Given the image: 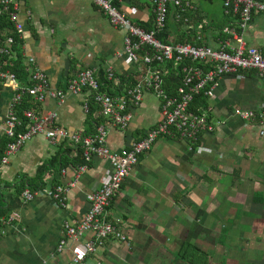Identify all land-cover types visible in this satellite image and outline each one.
Returning <instances> with one entry per match:
<instances>
[{
    "label": "crops",
    "instance_id": "crops-1",
    "mask_svg": "<svg viewBox=\"0 0 264 264\" xmlns=\"http://www.w3.org/2000/svg\"><path fill=\"white\" fill-rule=\"evenodd\" d=\"M19 1L25 28L22 66L27 68L28 59L34 58L53 88L66 90L69 79L87 69L97 77L111 68L117 76H133L135 81L137 64L125 52L126 32L114 27L90 0ZM150 4L129 0L124 7L139 25L150 21ZM211 17L216 24L226 21L224 7L222 17ZM202 39V45L218 48L213 30L205 31ZM244 39L264 51V12L254 15ZM11 97L7 84L0 103V138ZM85 97L47 99L42 114L55 113L60 127L84 133ZM208 104L212 129L201 134L194 151L186 141L163 138L141 157L106 211L129 242L108 240L88 264H191L179 258L185 243L206 253L208 264H264V123L244 121L236 113L264 111V76L255 71L227 75ZM161 118L159 99L147 93L127 131L109 129L108 147L121 151ZM67 146L73 149L68 142L52 144L39 135L7 165H0V264L71 262L72 244L62 252L57 246L65 226L85 217L86 197L108 178L110 164L95 158L79 178L75 167L47 171L38 190L66 188L65 205L42 191L32 201L23 197L27 189L38 191L28 187L29 182ZM53 179L59 184L53 186ZM194 261L204 264L200 255Z\"/></svg>",
    "mask_w": 264,
    "mask_h": 264
},
{
    "label": "built area",
    "instance_id": "built-area-1",
    "mask_svg": "<svg viewBox=\"0 0 264 264\" xmlns=\"http://www.w3.org/2000/svg\"><path fill=\"white\" fill-rule=\"evenodd\" d=\"M90 1L114 27L126 32L125 52L137 64L134 85L119 95L102 92L98 78L91 69L80 71L69 79L66 90H57L50 84L47 74L36 67L34 58L28 59V79L21 80L8 68L17 59V47H20L21 57H24L25 28L20 20L21 3L19 0H0V103L5 85L12 87V97L4 120V136L9 142L1 166L7 165L13 155L39 135L45 136L52 144L70 143L74 154L78 148L84 150L86 164L78 167L77 178L87 171L88 164L95 158L103 159L111 166L108 178L87 195L89 207L85 217L76 224L65 226L57 251L62 252L69 243L72 244L73 258L69 264H88L90 258L110 239L125 244L129 242L119 224L107 218L106 211L122 192L125 181L141 157L150 152L160 139L186 141L190 151H194L201 134L212 129L209 110H203L202 113L190 111L195 95L204 91L209 99L213 98L220 80L227 75L255 71L264 76V51L249 46L244 39L245 30L254 15L264 12V0H222L226 15V23L222 26H218L211 16L207 18L204 15L198 0H150L151 31L133 23L124 7L129 0ZM207 30L216 33L218 48L181 42L184 34L195 41H202L203 33ZM167 32L170 34L163 41L159 36ZM186 62L199 65L182 66ZM178 70L183 76V85L169 91L173 86L168 85V73ZM106 74L116 86L120 85L114 70L110 68ZM147 93L159 99L161 120L141 140L121 151H112L107 145L109 129L127 131L133 111L141 106ZM81 94L86 96L83 103L85 114L89 113L90 100L93 98L101 107L100 113L105 119L90 136L80 131L70 133L60 127L55 113L36 115L32 111H25L24 117L29 120L25 126L17 114L18 107L27 96L42 104L47 99L63 102L68 95ZM236 113L244 121L264 123V111L237 110ZM261 134L264 135V131ZM41 191L65 205V193L68 190L62 186L40 191L27 189L23 197L32 201Z\"/></svg>",
    "mask_w": 264,
    "mask_h": 264
},
{
    "label": "trees",
    "instance_id": "trees-1",
    "mask_svg": "<svg viewBox=\"0 0 264 264\" xmlns=\"http://www.w3.org/2000/svg\"><path fill=\"white\" fill-rule=\"evenodd\" d=\"M150 6H151V4H150ZM225 23H226V21L223 20L222 22H220L218 24V26H222ZM152 25L153 24H152V18H151L147 24H139L138 26H140L141 28H143L146 31H151ZM169 34H170V32H167L166 34L160 35L159 37L163 41H166ZM181 42L182 43H192L195 46H201L202 45V43H200L199 41H195V39H193V38L190 39L185 34L182 36ZM16 51H17V59L14 60L12 62V64H9L8 68L12 72L16 73L17 76L21 80H27L29 77V72L27 71V69L24 66H22V61H21L22 57H21L20 47L19 48L17 47ZM189 64L195 65V66L199 65L198 63L193 64L191 62H186V63H183L182 66L189 65ZM97 77H98V81L100 83V90L102 92L108 93L110 95H119L124 91V89L130 88L135 83L133 78H132L133 76H129V77H119L118 76L119 81H120L119 86H116L114 81H110L108 79L107 74H103L102 72H100L99 76H97ZM167 79L170 81V83L168 82V85L171 84L173 86V88L169 89V91H174L175 89H177L178 87L183 85V76H182L180 70L174 71V72H172V71L169 72ZM208 101H209V98L205 95L204 91H202L201 93L194 96V100L190 105V111L202 113L203 110H206V111L209 110ZM89 105H90L89 113L86 115L87 116V119H86L87 130L84 132L85 136L93 135L96 132L97 127L105 121V119L103 118V116L100 113L101 107L99 106V104H97L93 100V98H91ZM25 111H32L36 115H42L41 104L36 103L29 96L25 97L24 101L21 103V105L17 109V114L21 118V120L23 121L24 126L29 123V120L24 117ZM144 135H145V133H144ZM144 135L142 137H140L139 139H137L136 141L141 140L144 137ZM8 142H9V139H7L5 136L0 139V165H1V159L3 157L4 150H5ZM72 152H73V149L69 146H67L66 149L62 148V151H60V153L58 155H56L54 158H52L49 163H47L43 167L39 168L38 174H37L34 182L33 183L29 182L28 187L35 189V190L36 189L38 190V188L43 186L44 185V183H43L44 174L47 171H49L50 169H54L57 171V168H58V170L63 171L64 169H67L69 167L78 168L79 166L86 164L85 157H84V150H82L81 148H78L77 152H76V156H72ZM88 165L90 166L91 163ZM51 183L53 186L59 184L54 179L52 180ZM3 213L4 212L2 210H0V217L3 215ZM192 247L193 246L190 243L183 244V246L180 250V253H179V258H181L183 260H187L191 264H198V263H196V261H194V258L199 257V255H200V257H202L204 259V264H208V262H209L208 255L206 253H204L203 251L201 252L200 250H195V248H192ZM192 250H195V253H194L195 255L192 253Z\"/></svg>",
    "mask_w": 264,
    "mask_h": 264
},
{
    "label": "rangeland",
    "instance_id": "rangeland-1",
    "mask_svg": "<svg viewBox=\"0 0 264 264\" xmlns=\"http://www.w3.org/2000/svg\"><path fill=\"white\" fill-rule=\"evenodd\" d=\"M204 15L209 18L211 15L218 14V16L222 17L223 11V1L222 0H214L210 2L208 0H198Z\"/></svg>",
    "mask_w": 264,
    "mask_h": 264
}]
</instances>
